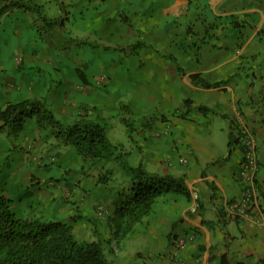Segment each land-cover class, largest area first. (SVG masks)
<instances>
[{"label":"crops","instance_id":"1","mask_svg":"<svg viewBox=\"0 0 264 264\" xmlns=\"http://www.w3.org/2000/svg\"><path fill=\"white\" fill-rule=\"evenodd\" d=\"M32 1L42 6L47 17L67 18L57 34L71 33L100 45L97 49L80 48L92 51L93 60L107 75H119L128 82L127 102L116 104L117 97L106 99L112 106L96 102L94 88L90 89L91 76L87 75L89 84L83 86L75 78L78 67H70L67 57H56V50L47 42L44 47L36 43L31 50L15 44L10 57L3 52L8 44L0 43L1 78L12 71L7 80L10 90L0 91V105L43 99L64 124L78 120L84 105L96 107L94 113L103 118L115 116L118 121L121 104L130 105L139 115L154 111L169 114L185 107L190 121L173 118L168 124L170 133L163 136L160 145L167 143L173 159L170 174L186 176L189 190L199 191L202 208L192 214L190 202L182 195H164L155 212L117 245L112 220L123 199V195L117 199L116 194L122 192L107 191L90 172L84 174L83 183L71 176L64 181L65 175L58 168L71 170L72 148L62 145L51 152L56 139L42 135L30 120L14 142L0 134V192L12 200L16 215L72 224L78 240L100 242L113 264H175L171 256L175 240L184 236L188 243L181 257L186 264H217L222 255L230 264H264V0ZM9 15L15 18V29L39 25L24 20L34 15L32 12L18 10L4 17ZM138 41L140 47L135 52L120 56L113 62L116 67L109 66L104 51L131 49ZM106 47L111 50L106 51ZM23 63L42 74L17 75L16 69ZM192 74L221 84L205 88L193 83ZM65 75L70 76L66 79ZM186 100H190L188 108ZM201 106L211 111L203 112ZM244 127L254 132L256 179L262 197L258 213L240 218L230 214L228 204L242 198L239 172L244 152L239 138ZM230 133L238 141L229 155ZM109 136L115 144L124 145V141H115L111 132ZM175 150L177 154L184 152L177 158ZM181 162L187 165L184 171L175 167L184 165ZM155 171L166 174L162 167ZM76 179L79 185L73 183ZM68 202L76 208L69 209ZM101 205L107 209L104 216L95 210ZM76 209L84 211L82 219ZM106 226L108 234L104 233Z\"/></svg>","mask_w":264,"mask_h":264},{"label":"trees","instance_id":"2","mask_svg":"<svg viewBox=\"0 0 264 264\" xmlns=\"http://www.w3.org/2000/svg\"><path fill=\"white\" fill-rule=\"evenodd\" d=\"M19 9L23 12H32L38 15L39 34L56 51L58 42L54 36L64 38L57 34V29L64 27L65 17L50 18L43 11L42 6L32 0H0V17L11 10ZM123 20L129 24L127 17ZM78 47L89 46L97 49L96 42L87 39H75ZM140 47L139 41L131 48L135 52ZM111 50L109 47L104 48ZM180 73L184 70L176 63ZM85 67V66H83ZM38 70V69H37ZM39 71V70H38ZM77 73L84 84H89L85 69L77 68ZM194 84L205 88L220 86L221 82H208L200 74H192ZM190 103V100H186ZM86 112H96V107L82 106ZM119 122L126 128L129 139H133L135 132L153 130L158 121L165 122L164 114L157 113L139 115L130 105L121 104ZM203 112H210L208 107H199ZM33 120L36 127L42 132H48L56 139V146H72L76 155L81 157L85 166H94L101 161L114 162L122 170V176L130 183L127 193L114 211L113 236L116 244L123 242L131 235L136 226L152 215L156 210L158 201L171 192L182 195L191 202V191L188 188L186 176L174 174H158L147 170L144 165L133 166L129 163L128 155L122 144H115L109 137L110 126L108 119L96 115L89 119L85 114L72 124H64L48 107L45 100L28 98L18 102H9L0 106V134H4L14 142L25 130L28 121ZM240 134L239 140L242 139ZM238 139L229 134V155ZM243 149V146H242ZM244 161V160H243ZM112 170L108 169L101 174L98 183L107 184L111 180ZM255 186L259 189L257 179ZM202 205L200 203L201 210ZM77 219V218H76ZM0 264H113L97 241H80L76 238L72 224L61 221H44L39 218H20L12 208V200L0 192ZM217 264H230L228 257L222 255Z\"/></svg>","mask_w":264,"mask_h":264},{"label":"rangeland","instance_id":"3","mask_svg":"<svg viewBox=\"0 0 264 264\" xmlns=\"http://www.w3.org/2000/svg\"><path fill=\"white\" fill-rule=\"evenodd\" d=\"M19 9H14L8 12V14H11L14 11H18ZM6 14H4L2 17H0V43L2 44H8L9 48L8 49H3V52L8 53L9 57L11 56L12 52H13V46L15 44L18 45H22L25 48H30V50L36 46V43H39L40 46L44 47L43 43L44 40L41 39L40 34H39V28L38 25H35V27L32 28H18L15 29L13 28V23H14V17L10 15L4 17ZM23 20V18L21 19ZM24 20H28L31 22H37L39 20L38 15H29V17L27 19L24 18ZM9 24L7 25L6 23ZM2 24H4L2 26ZM61 33V35L64 38H59V40L57 39L58 37L54 36V42H58L59 47L56 51V57L58 55L59 56H64L69 58V66L70 67H74L75 65L81 69H85V71L87 70V75L91 76V80H92V85L90 86V89L94 88V93L93 98L96 100V102L101 103H105L107 106L111 105L108 100H106L107 98L110 99V101L113 100V98L117 97V102L116 104H119V102L121 101H125L127 102V97H128V82L126 80H123L122 77H120L119 75H107L108 73L105 71V68L103 66H98L95 62L96 57L93 56V52L90 51L89 49H81L80 47H78L76 45V43L74 41L70 40V37H74L72 36L71 33H67L65 32ZM60 35V34H58ZM75 39H77V37H74ZM30 46V47H29ZM32 46V48H31ZM127 50V52H126ZM131 49L130 46H128L126 49H124V51L119 50L118 52H105L104 51V56L105 58H108L109 61V66L112 67H116V65H113V62L118 61V58L120 56H124L127 55V53H130ZM99 55H100V51ZM103 52V51H102ZM123 52V53H121ZM91 63L88 65H85L84 62H90ZM75 64V63H77ZM82 64V66L80 67V65ZM85 66V67H83ZM108 66V67H109ZM99 67L101 68V70H99ZM106 69H108L106 67ZM16 73L17 75H21L23 73L26 74H31V75H36L38 76V74H42L41 72H39L36 68H34L31 65H26V64H20V66L17 67L16 69ZM78 77H75L72 75V77H75L78 79V82L83 83V81L81 80V77L78 75V73L76 72ZM9 75H12V71L9 73ZM9 75L7 74L5 77H3L4 79L1 78L0 76V91L3 90V88H7L9 89V86L7 85V80L9 78ZM68 76L70 75H65V78L68 79ZM102 77H105L106 80L102 83H100V79ZM13 82V81H11ZM94 82V84H93ZM57 85V82H54V86ZM87 84L83 83V86H85ZM16 89L12 88L11 91H15ZM123 102V103H125ZM1 106V105H0ZM112 106V105H111ZM185 106L187 107V104L185 102ZM3 107V106H1ZM185 110V107H184ZM182 111L181 107H178V112H174V113H169V114H164L166 121L165 122H161L158 121L156 123V126L153 130H149L146 132H135L133 135V139H129L127 134H126V128L123 124H121L117 118H115V116H112V118H108L107 122L110 126L109 132L112 133V136L114 137L115 141H124V145L128 140V143H126V145L124 146V148L126 149V151H129V155H128V160L129 163L132 164L133 166H138L139 164L144 165V167L151 171V172H155L158 174H161L155 170H158L159 168H164L166 171V174H170V170L173 169L174 167L170 164L172 163L173 159L170 155V151L168 150V145L167 143L160 145L161 144V139L164 137H168L169 132V127L168 124L169 122H173V118H178V119H182V120H187L190 121V119L186 118L187 116V112L186 111ZM82 113L79 115L78 119L81 118L82 116H84L85 114H88V118L89 119H95L96 115L94 112H86L85 110L82 109L81 111ZM157 113L158 115L162 114L160 112L154 111L152 114ZM122 114V113H121ZM33 121V120H31ZM29 122V121H28ZM34 123V121H33ZM35 125V123H34ZM36 126V125H35ZM247 127L242 128V132L241 135H244V131H246ZM253 130H249L247 131V133L249 132V134L253 137L254 136V132H252ZM148 133H150L152 135V139L148 137ZM42 135L46 136V137H50L51 135L46 132V133H42ZM150 136V135H149ZM20 137V136H19ZM110 137V136H109ZM112 141V140H111ZM113 142V141H112ZM152 145H148V143H151ZM114 143V142H113ZM52 147L50 150L51 152H55L57 151L56 147H61V145ZM64 146V145H63ZM70 146V145H68ZM49 147H51L49 145ZM73 150V157L70 159V169L68 171V168H64V166H61V168H58L59 170H61L63 172V174L65 175V179H68L69 176H71V179L74 178H80L82 180L85 179V175L86 173L90 172L91 174H94L97 179L99 178V176L101 174H105V172L108 169L112 170V176H111V180L107 183V184H103V183H98L97 180V184L98 185H103L105 187V189L108 191L110 188V190H116V191H120L122 193L116 194V198L120 199L122 194L127 193L128 189H129V181L122 176V170L121 168L114 162H105V161H101L99 163H97L94 166H85L84 168H82V159L81 157H79L78 155H76V153L74 152V149L72 146H70ZM184 150H181V152L179 153H183ZM243 152H244V148H243ZM133 153V154H132ZM178 153V154H179ZM175 154L177 155L178 158V154L177 151L175 150ZM162 155V156H160ZM169 155V156H168ZM170 157V158H169ZM184 165H176V169L177 170H182L184 171V169L187 168V165L183 162H181ZM258 163V161H257ZM177 164V163H176ZM54 169H57V166H54ZM154 170V171H153ZM67 171V172H66ZM165 171L163 173H165ZM168 171V172H167ZM77 183L79 185V180L76 179L73 181V183ZM88 186L90 188H95V186L91 185L90 183H88ZM94 191V189H93ZM98 191V190H97ZM99 192V191H98ZM100 193V192H99ZM257 193L258 196L262 197L260 194L259 189H257ZM92 197H95V194L91 193ZM162 198V197H161ZM107 203V202H106ZM67 207L69 209H75L76 208V204L72 203V202H68L66 203ZM96 212L99 213L100 210L104 211V214L106 213L107 209L105 206H97L96 207ZM94 210V211H95ZM263 211V209H262ZM76 215L78 218L82 219V217L84 216V211H78L76 209ZM104 216V215H103ZM108 219V218H107ZM108 226H106V228L104 229V233L108 234L109 229L107 228Z\"/></svg>","mask_w":264,"mask_h":264},{"label":"built area","instance_id":"4","mask_svg":"<svg viewBox=\"0 0 264 264\" xmlns=\"http://www.w3.org/2000/svg\"><path fill=\"white\" fill-rule=\"evenodd\" d=\"M105 77H102L100 83L105 81ZM242 145L244 147V161L239 172V180L242 184L243 193L242 198L239 201L230 202L229 212L235 217L244 218L250 216L253 211L258 213L259 206V196L257 193V188L255 184L256 175L258 171L257 163V148L254 144V138L244 131L242 137ZM191 202L189 211L192 214H197L200 209L201 197L198 190H193L191 192ZM99 214L104 215V211L100 210ZM188 238L187 236L176 238L175 246L172 252V258L175 264H186L183 262L181 253L187 246Z\"/></svg>","mask_w":264,"mask_h":264},{"label":"clouds","instance_id":"5","mask_svg":"<svg viewBox=\"0 0 264 264\" xmlns=\"http://www.w3.org/2000/svg\"><path fill=\"white\" fill-rule=\"evenodd\" d=\"M106 80V79H105ZM243 146V145H242ZM244 148V147H243ZM199 213V212H198Z\"/></svg>","mask_w":264,"mask_h":264}]
</instances>
